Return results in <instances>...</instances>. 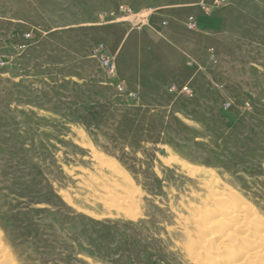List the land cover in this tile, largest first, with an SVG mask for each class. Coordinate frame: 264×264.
Wrapping results in <instances>:
<instances>
[{
    "label": "rangeland",
    "instance_id": "rangeland-1",
    "mask_svg": "<svg viewBox=\"0 0 264 264\" xmlns=\"http://www.w3.org/2000/svg\"><path fill=\"white\" fill-rule=\"evenodd\" d=\"M263 227L264 0H0V264H264Z\"/></svg>",
    "mask_w": 264,
    "mask_h": 264
},
{
    "label": "bare ground",
    "instance_id": "bare-ground-1",
    "mask_svg": "<svg viewBox=\"0 0 264 264\" xmlns=\"http://www.w3.org/2000/svg\"><path fill=\"white\" fill-rule=\"evenodd\" d=\"M184 171H186V172H188L189 174H196V173H198L199 172V168H193V167H190V166H188V165H186L184 162H178L177 163ZM117 174L119 175V176H122L120 173H118L117 172ZM123 178H125L126 179V177H124V176H122ZM121 201L120 202H118V204L116 205V207H120V205H121ZM125 205V204H124ZM237 206H239V212L242 214V216H243V218H245L246 219V221H247V223L248 224H252L251 223V221H253L254 219H255V214H253L252 213V211L247 207V206H241V205H237ZM236 206V207H237ZM126 210H128V208H126L125 209V211ZM208 211L209 210H207V212H206V216L207 217H210L211 216V213H208ZM244 212L246 213V215L251 219V220H249V218H247L246 216H244ZM213 213V215L214 214H221V215H224V213H223V210H217V211H213L212 212ZM238 214H236V216H237ZM238 218H240L239 217V215H238ZM237 217L235 218L236 220L238 219ZM231 219H233V221L232 222H235L236 220L232 217ZM241 219H242V217H241ZM244 219V220H245ZM236 222H238V221H236ZM242 224H244L243 222H241ZM241 223L240 224H237V223H235L234 225L235 226H239V225H241ZM202 224V222L200 223V225ZM245 225V224H244ZM242 227H243V225H242ZM240 228V227H239ZM262 228V227H261ZM264 228V227H263ZM202 234H205V235H203L204 237H207V236H212V235H214L213 233H210V230L208 231V228L206 227V226H203V228H202ZM228 236H230L229 234H228ZM261 236V235H260ZM259 236V237H260ZM227 237V236H226ZM230 238V237H229ZM261 238V237H260ZM255 242V241H254ZM251 247V246H250ZM256 247H258V246H256ZM1 250H0V252H1V255H0V259H2V256H3V254H2V252H3V248H0ZM253 249V248H252ZM255 249V248H254ZM257 249H259V247L257 248ZM263 250V249H262ZM249 251H250V249H249ZM249 251H248V249L245 251V252H247V253H244L243 255H242V253H240L239 251L237 252H233L232 253V256L231 257H224V258H213V261H212V264H215V263H213V262H217L216 264H254V262H255V260H253V258H251V257H253V254H254V256H256L255 254L257 253L258 254V251H259V254H260V249L256 252V253H254L253 252V254H252V256H249L250 254H249ZM255 251V250H254ZM264 251V250H263ZM250 253H252V252H250ZM263 252H261V254H262ZM249 254V255H248ZM258 254V255H259ZM260 254V255H261ZM257 255V256H258ZM256 256V257H257ZM194 261L195 262H198V258H195L194 259ZM246 261H247V263H246ZM211 264V263H210Z\"/></svg>",
    "mask_w": 264,
    "mask_h": 264
}]
</instances>
